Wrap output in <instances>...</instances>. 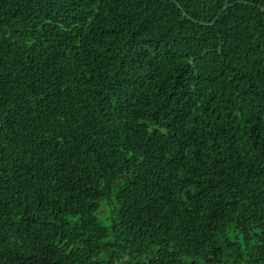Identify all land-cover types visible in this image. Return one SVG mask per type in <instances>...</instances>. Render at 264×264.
<instances>
[{
  "label": "trees",
  "instance_id": "obj_1",
  "mask_svg": "<svg viewBox=\"0 0 264 264\" xmlns=\"http://www.w3.org/2000/svg\"><path fill=\"white\" fill-rule=\"evenodd\" d=\"M0 264H264V0H0Z\"/></svg>",
  "mask_w": 264,
  "mask_h": 264
}]
</instances>
